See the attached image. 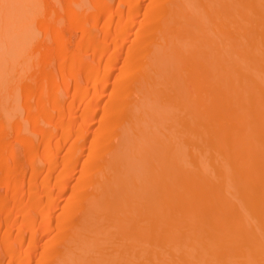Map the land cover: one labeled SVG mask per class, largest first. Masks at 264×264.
Instances as JSON below:
<instances>
[{"label": "bare ground", "instance_id": "1", "mask_svg": "<svg viewBox=\"0 0 264 264\" xmlns=\"http://www.w3.org/2000/svg\"><path fill=\"white\" fill-rule=\"evenodd\" d=\"M36 1L0 0V25L13 29L0 52V102L20 96L27 111L0 109V264H30L41 237L37 264H264V0H118L126 12L68 0L76 52L61 8L44 1V18ZM140 12L145 29L126 48ZM38 21L56 48L45 38L16 46ZM25 53L38 54L33 75ZM130 77L135 88L124 87ZM100 108L107 121L89 138Z\"/></svg>", "mask_w": 264, "mask_h": 264}, {"label": "rangeland", "instance_id": "2", "mask_svg": "<svg viewBox=\"0 0 264 264\" xmlns=\"http://www.w3.org/2000/svg\"><path fill=\"white\" fill-rule=\"evenodd\" d=\"M38 1V0H37ZM36 1V2H37ZM50 2V4L52 5L51 7H54L58 12H59V10H60V8H61V12H59V13H61L60 14V16H61V21H62V23L66 26L65 27V34H66V36L68 37L67 38V40L68 41H70V52H76L75 51V49H76V46H75V44H76V42H77V40L80 38V36H81V31L77 28V27H75V26H73V25H71L70 24V22L68 21V19L67 18H62V17H64V14H63V8H64V6H65V4L68 2V0H54L53 2H51V0H42V3H41V1L39 2V3H41L39 6L41 7H39V10L40 11H42L43 10V13H44V10H46V7L44 6V4H43V2ZM88 4H90L89 2H88V0H85ZM44 2V3H45ZM54 2H55V5H54ZM58 2V3H57ZM144 3H148V0H145V1H143ZM173 2V1H172ZM35 3V2H34ZM38 3V4H39ZM82 3H84V1H82ZM109 3H111L109 6H110V10L112 11H114L116 8H120V10L122 9L123 10V12H124V10H125V12L127 11L126 9H127V7L125 8V7H120L119 6V3H118V0H109ZM118 3V4H117ZM42 4H43V6H42ZM57 5V6H56ZM86 4H84V6H85ZM37 5H35V7H36ZM88 5H86V7H87ZM116 6V7H115ZM121 6H123V5H121ZM32 7H34V6H32ZM45 7V9H42V8H44ZM89 7V11L86 9V11H88V13L89 12H91L90 10H92L91 8H90V5L88 6ZM85 8V7H84ZM118 8V9H119ZM42 9V10H41ZM59 9V10H58ZM117 9V10H118ZM30 10H35V12L36 11H38L37 9H30ZM29 10V11H30ZM31 12V11H30ZM30 12H29V14H30ZM40 13V12H39ZM38 13V14H39ZM35 14H37V13H35ZM34 14V15H35ZM42 14V13H41ZM40 14V15H41ZM141 14L143 15V12H140L139 14H137L136 15V18L137 17H139V21H136V25L133 27V29L131 30V35H130V37H128V39L126 40V48H128L129 46H130V43H131V41L133 40V39H135V38H133L132 39V37H134V35H136L137 33H138V31L140 32L141 31V33H143V30L145 29L144 28V26H142L141 28H140V26H139V22H140V20H141ZM31 15H33V14H31ZM31 15H29L30 17H31ZM42 16V15H41ZM35 17H36V19L39 17V16H37V15H35ZM35 17L33 18L32 17V20H30L31 21V23H32V21H34V19H35ZM43 17L44 18H46V11H45V13L43 14ZM102 18V19H101ZM40 19H41V17H40ZM39 20V19H38ZM105 20V15H100V17H99V19H98V22H97V25L95 26V27H93L94 29H95V31L96 32H94V29H93V31L92 32H94L95 33V35L96 34H98V30H99V27L102 25V22ZM116 20V19H115ZM115 20H113L112 21V24H115V23H117ZM135 20H137V19H135ZM37 21V20H36ZM64 21V22H63ZM139 23V24H138ZM28 24V23H27ZM30 24V23H29ZM39 24V21H38V23H33L32 25L30 24V26H29V28H27V29H29V34L31 33V35H29L28 36V38L27 37H23V40L20 42L19 41V39H17L16 41H15V45L17 46V45H19V44H21L23 47H25V45L27 44L29 47H33V48H35V47H37V44H39V43H43V41L42 40H40V38L42 39H44V43L43 44H47L48 45V47H49V49H55L56 48V42L53 40V37L51 36V35H49V36H46L45 35V33H44V30L41 28V26L40 25H38ZM31 29V30H30ZM67 30V31H66ZM132 31H134V32H132ZM11 33H13V29H12V27L11 28H2V26L0 25V52L1 53H3L2 55L3 56H5L6 55V53L10 50V45L7 47L5 44H4V40H8L9 39V37L11 36ZM99 33H100V31H99ZM139 34V33H138ZM140 35V34H139ZM98 37H99V35H98ZM132 39V40H131ZM36 40H38V41H36ZM42 41V42H41ZM135 41H136V39H135ZM134 41V42H135ZM36 42H37V44H36ZM39 42V43H38ZM49 42H50V44H49ZM36 44V45H35ZM31 45V46H30ZM131 46H133V45H131ZM7 47V48H6ZM31 47V48H32ZM6 49H8L7 50V52H6ZM72 50V51H71ZM124 51V50H123ZM126 51V50H125ZM32 51H29V53H31ZM89 52V53H88ZM4 53H5V55H4ZM29 53H25V57L27 56V60H25V57H20L19 59H21L22 58V60L24 59V64H25V66L27 65V69H29L28 70V72H29V74L28 75H30V73L32 74V73H34L36 70L35 69H37L36 68V66L38 67V65L36 64V63H33V62H36L37 61V59H35V56L37 57V55H35V54H33V55H30ZM33 53V52H32ZM87 53V55H85ZM86 53H84V56H83V58H84V60H88L89 61V59L90 60H92V58H91V54H90V51L88 50ZM29 54V55H28ZM89 54V55H88ZM121 54L122 55H120V59H122V57H124V54H125V52H121ZM32 56V57H31ZM85 56H87V57H85ZM34 57V58H33ZM32 58V59H31ZM32 60H34V61H32ZM28 61V62H27ZM30 61H32V62H30ZM27 62V63H26ZM31 63V64H30ZM33 63V64H32ZM118 64H116L115 66H120L121 64H122V62H121V60H118V62H117ZM34 64H36V66H34L35 68H32L33 67V65ZM30 65H32V66H30ZM24 65H23V67H25ZM51 67V69H53V70H55V68L57 67V65H56V63L54 64V63H52V66H50ZM53 67V68H52ZM34 69L35 71L34 72H32L31 70L32 69ZM119 67H116L114 70V72L113 73H115V74H113L112 76H111V78H110V82L113 80V78L117 75V73L119 72V69H118ZM117 69H118V72H117ZM55 71H57L58 72V68L55 70ZM79 77H80V75H81V78H79V80L81 79L82 80V85L84 84V86L86 85V77L84 78V75H83V73L80 71V69H79ZM117 72V73H116ZM33 75V74H32ZM113 77V78H112ZM82 78H84V79H82ZM129 79V78H128ZM128 79H125V82H126V85L124 84V87H126L127 85H128V87H131V84H133V86L132 87H136V85H134V84H136V82L139 84L140 82H138V81H136L135 83L133 82V80H135V79H133V78H131L130 77V79H131V81H130V79L128 80ZM80 80V81H81ZM127 80V81H126ZM133 82V83H132ZM73 83H75V82H73V81H71L70 82V88H69V92H68V90H65L63 93H62V97H64L65 98V100H64V105H68V103L71 101L70 100V95L72 94V90H73ZM120 83V82H119ZM124 83V82H123ZM111 85L109 86V89H111L112 88V83H110ZM122 84V83H121ZM131 87V88H132ZM137 87H138V85H137ZM5 88L3 87V90H4ZM97 95H98V93L96 94V95H94V99H95V97H97ZM62 97H61V101L63 100L62 99ZM12 98V97H11ZM14 98V97H13ZM69 98V99H68ZM93 98H90L91 99V102H94V101H92V99ZM108 97L107 96H104L102 99H101V101H100V104H101V106H104L103 104L106 102V101H108V102H111V101H109L108 99H107ZM138 97L136 96H134V97H132V98H130V99H132V100H130L129 102V104H131L132 105V101L134 100H136ZM8 100L9 101V103H10V101H11V99L9 100L8 98H5V100ZM16 99V97L14 98V99H12L13 100V102L11 101V103L10 104H8L7 102V100L5 101L4 100V102L5 103H3V107L4 106H6V108L4 107V109H6V111L8 110H10V112H8V113H10V116H12L13 114H15V113H17L18 112V114L20 113L21 114V116L22 117H24L23 115H25V113L27 112L25 109H23L22 108V106H21V103H22V101H20L21 100V98H20V96H19V98H17L18 99V101H17V99ZM133 101V102H134ZM3 102V101H2ZM17 102H18V104L20 105V108H19V105L17 106L16 104H17ZM108 102H106L105 104H107ZM12 103H13V106H11L12 105ZM16 103V104H15ZM135 103V102H134ZM133 103V104H134ZM136 103H137V101H136ZM70 104V103H69ZM113 104H115V103H113ZM10 105V106H9ZM127 106L125 109H124V111L122 112V114L120 115V117L117 119V118H115V120L117 119L118 121L117 122H119L118 123V125H120V127H118L117 126V128H115L116 129V131H114L113 130V134H114V132H116V136H117V138H116V136H115V134L114 135H112L113 136V138H112V142L115 144L116 142V144H119L118 142H119V140H118V138L120 137V139L122 138V136H123V133H124V130H122V127L124 126V125H126L127 126V124H128V122H127V114L129 115V113H131V111L132 110H130V109H133L134 107V105L133 106ZM136 105V104H135ZM2 106H1V102H0V109H3L2 108ZM9 107V109H8V107ZM15 106V107H14ZM16 106H17V108H16ZM14 108V109H12V108ZM104 108H100L99 109V111L95 114V119H94V121H93V123H92V125L90 126V128H89V131H88V137L89 138H91L92 137V135H94L93 133H95L96 131L94 130L93 131V129H97L96 127L98 126V128H99V126H101L102 125V123L101 122H103V120H104V118H105V115H103L101 112L103 111V113L105 114V112H104V110H103ZM12 110V111H11ZM19 110V111H18ZM1 112L3 111V112H6V111H4V110H0ZM14 111V112H13ZM0 112V113H1ZM13 114H12V113ZM76 112H77V115L79 114V112H80V114H81V108H76ZM7 113V112H6ZM12 114V115H11ZM101 114H102V117H104V118H102L101 117ZM126 115V116H125ZM16 116V115H15ZM19 115H17L16 117H18ZM22 117H20L21 119H22ZM101 117V118H100ZM14 118V117H13ZM99 118H100V120H99ZM107 118V117H106ZM101 119H103V120H101ZM105 121V123H106V121L107 120H104ZM116 122V121H115ZM125 122V123H124ZM97 123V124H96ZM98 123H101V124H98ZM76 124V123H75ZM117 124V123H116ZM123 124V125H122ZM96 125V126H95ZM104 125V124H103ZM121 128V129H120ZM100 129V128H99ZM98 129V130H99ZM123 129H124V127H123ZM126 129V128H125ZM91 130V131H90ZM117 130H118V133H117ZM91 134V135H90ZM120 135V136H119ZM119 136V137H118ZM116 140V141H115ZM36 141L39 143V138H37L36 139ZM113 143H111V144H113ZM113 144V146H116V144L114 145ZM18 148H19V146H18ZM21 149V148H20ZM63 151L62 152H65V146L63 147ZM84 157H85V155H84ZM84 157L82 156L81 158H80V160H81V164H82V162H84ZM92 161L93 160H91V161H88V163L90 162V163H92ZM89 163V164H90ZM26 166H27V164H26ZM25 166V170H26V172L27 173H23L22 172V174L23 175H25V177L26 178H28L30 175H31V173L33 172H31L30 173V171H31V169H30V167H26ZM35 167H37V168H39V169H37L36 168V172H35V174H40V170H47V167L46 166H44L43 164H38V166L36 165ZM45 167V168H44ZM32 168V167H31ZM17 169V168H16ZM16 169H15V171H16ZM35 169V168H34ZM14 170V169H13ZM39 172H38V171ZM15 171H13V172H15ZM17 171H18V169H17ZM20 171V170H19ZM21 171H24V170H21ZM45 171H41L42 173L41 174H43ZM16 173V172H15ZM19 173V172H18ZM28 173H30V175L28 174ZM41 174H40V176H39V178L41 177ZM29 175V176H28ZM75 181V178H73V180H72V183ZM90 189H93V187L92 188H90ZM94 190V189H93ZM92 192V191H91ZM63 197H65V198H63V202L64 201H66L67 200V197H66V193L64 194V196ZM58 203H55V205H54V207L56 208L55 210V212L56 213H58L59 214V212H60V210L62 211V205L61 204H58ZM57 205V206H56ZM80 210V209H79ZM61 214H62V212H61ZM78 215V214H77ZM73 215H71L70 216V218L72 217ZM80 216V215H79ZM69 218V223H71L72 225H75L79 220H80V218H79V220L77 221L76 219H74V220H76L77 222L75 223V221H74V223L75 224H73V219L72 218H76L75 217V215L70 219ZM78 219V218H77ZM72 221V222H71ZM71 224H69L70 226H72ZM3 227V229H1V231H3L4 230V226H2ZM1 227V228H2ZM66 232H63V234L65 235V237H66V234H65ZM72 232H70V234H71ZM13 234H17V232L14 230L13 231ZM63 234H62V238H63ZM67 235H69V233L67 234ZM61 238V239H62ZM46 239H47V237H44L43 239H42V237L40 238V241H39V243L38 244H40V245H38V248H36V249H38L37 251H36V254H38L40 251H42V245L45 243V241H46ZM58 242H59V244L58 243H54V245H52V248H51V250H58V248L60 249V247H62L63 246V243H64V241H63V239H62V241H59V240H57ZM42 244V245H41ZM62 246H61V245ZM59 245H60V247H59ZM40 250V251H39ZM38 252V253H37ZM35 254V255H36ZM35 255H34V257H31L32 259L30 260L31 262H29L30 264H37V261H36V259H35ZM2 258L1 259H3L2 261H1V264L3 263V264H6L7 262V257H3V256H1ZM35 259V260H34ZM28 260V259H27ZM48 260V259H47ZM46 260V261H47ZM28 262V261H27ZM47 264V263H50L49 262V260L47 261V263L46 262H43V264ZM40 264H42V263H40Z\"/></svg>", "mask_w": 264, "mask_h": 264}]
</instances>
